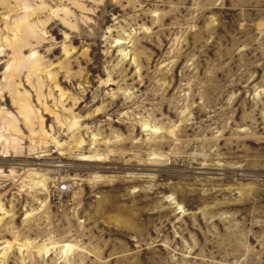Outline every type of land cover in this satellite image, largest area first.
I'll return each mask as SVG.
<instances>
[{
    "label": "rangeland",
    "instance_id": "obj_1",
    "mask_svg": "<svg viewBox=\"0 0 264 264\" xmlns=\"http://www.w3.org/2000/svg\"><path fill=\"white\" fill-rule=\"evenodd\" d=\"M0 264H264V0H0Z\"/></svg>",
    "mask_w": 264,
    "mask_h": 264
},
{
    "label": "built area",
    "instance_id": "obj_2",
    "mask_svg": "<svg viewBox=\"0 0 264 264\" xmlns=\"http://www.w3.org/2000/svg\"><path fill=\"white\" fill-rule=\"evenodd\" d=\"M65 189V185L59 186V190L63 191Z\"/></svg>",
    "mask_w": 264,
    "mask_h": 264
}]
</instances>
